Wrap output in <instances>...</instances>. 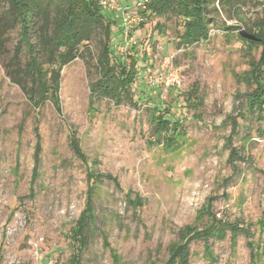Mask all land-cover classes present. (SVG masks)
<instances>
[{"label": "rangeland", "instance_id": "374dc122", "mask_svg": "<svg viewBox=\"0 0 264 264\" xmlns=\"http://www.w3.org/2000/svg\"><path fill=\"white\" fill-rule=\"evenodd\" d=\"M244 2H216L221 29L185 48L176 17L143 10L128 56L104 10L111 53H139L136 105L91 90L81 59L62 69L60 107L34 104L0 60V264H264L263 45L240 36L264 34V0ZM156 105L179 135H159Z\"/></svg>", "mask_w": 264, "mask_h": 264}, {"label": "trees", "instance_id": "16d2710c", "mask_svg": "<svg viewBox=\"0 0 264 264\" xmlns=\"http://www.w3.org/2000/svg\"><path fill=\"white\" fill-rule=\"evenodd\" d=\"M120 1L126 3L127 0ZM243 1L150 0L145 13L176 17L182 26L178 33V47L185 48L207 40L213 28L221 29L216 24V17L220 14L216 2L236 6L245 4ZM104 10L98 0H0V60L6 75L34 104L51 98L60 107L62 69L81 59L89 69L94 67L97 73L91 90L106 98L125 99L136 105L134 84L138 79L136 65L139 53L130 54L127 59L111 53L116 20ZM234 27L228 28L236 29ZM261 29L256 35L259 41L247 40L263 45L260 62L254 67L251 78L258 85L253 92L258 98L264 97L263 72L259 71V68L264 70V34ZM15 34L17 41L13 43ZM155 109L161 111L159 105ZM158 115L159 135L171 131L168 137L172 139L173 135L181 133L178 121L172 123L171 118L161 116L162 112ZM85 225L86 220L83 219L80 229L71 235L74 253L81 250L80 242L86 235Z\"/></svg>", "mask_w": 264, "mask_h": 264}, {"label": "built area", "instance_id": "2783aa9c", "mask_svg": "<svg viewBox=\"0 0 264 264\" xmlns=\"http://www.w3.org/2000/svg\"><path fill=\"white\" fill-rule=\"evenodd\" d=\"M149 2L150 0H137L136 4L131 6L128 3L120 5L118 0H98L102 8L110 12L116 11L119 14L124 43L119 44L118 49L122 53H126L132 46L137 44L133 32L136 27L140 26L145 21L142 11L147 9V4ZM160 77L167 87L175 86L176 84L181 85L182 82L172 71H168L165 74L163 73Z\"/></svg>", "mask_w": 264, "mask_h": 264}, {"label": "water", "instance_id": "95a60500", "mask_svg": "<svg viewBox=\"0 0 264 264\" xmlns=\"http://www.w3.org/2000/svg\"><path fill=\"white\" fill-rule=\"evenodd\" d=\"M240 34H241L244 38L249 39V40H254V41H259V40H260V38H259L258 36H256L255 34H252V33L248 32V31H246V30H244V29H242V30L240 31Z\"/></svg>", "mask_w": 264, "mask_h": 264}]
</instances>
